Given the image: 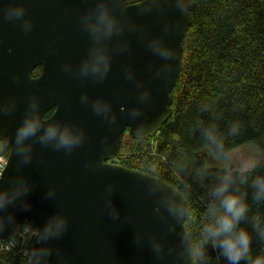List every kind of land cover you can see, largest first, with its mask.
I'll return each mask as SVG.
<instances>
[{
    "label": "water",
    "instance_id": "obj_1",
    "mask_svg": "<svg viewBox=\"0 0 264 264\" xmlns=\"http://www.w3.org/2000/svg\"><path fill=\"white\" fill-rule=\"evenodd\" d=\"M191 5L0 0V243L34 229L29 264H193L186 197L111 162L169 118Z\"/></svg>",
    "mask_w": 264,
    "mask_h": 264
},
{
    "label": "trees",
    "instance_id": "obj_2",
    "mask_svg": "<svg viewBox=\"0 0 264 264\" xmlns=\"http://www.w3.org/2000/svg\"><path fill=\"white\" fill-rule=\"evenodd\" d=\"M189 14L169 118L144 140L126 130L111 162L186 197L193 264H264V0H192ZM249 144L258 159L234 169L230 152ZM0 264L29 261L0 253Z\"/></svg>",
    "mask_w": 264,
    "mask_h": 264
},
{
    "label": "built area",
    "instance_id": "obj_3",
    "mask_svg": "<svg viewBox=\"0 0 264 264\" xmlns=\"http://www.w3.org/2000/svg\"><path fill=\"white\" fill-rule=\"evenodd\" d=\"M7 155L0 156V177L5 169ZM36 231L28 226L19 227L14 235L5 243H0V253H14L22 258H29L31 247L25 246L28 239H33Z\"/></svg>",
    "mask_w": 264,
    "mask_h": 264
},
{
    "label": "rangeland",
    "instance_id": "obj_4",
    "mask_svg": "<svg viewBox=\"0 0 264 264\" xmlns=\"http://www.w3.org/2000/svg\"><path fill=\"white\" fill-rule=\"evenodd\" d=\"M259 153L253 144L243 145L229 154L232 167L239 171L249 170L252 167L253 159H258ZM185 173L188 174L189 166H184Z\"/></svg>",
    "mask_w": 264,
    "mask_h": 264
},
{
    "label": "flooded vegetation",
    "instance_id": "obj_5",
    "mask_svg": "<svg viewBox=\"0 0 264 264\" xmlns=\"http://www.w3.org/2000/svg\"><path fill=\"white\" fill-rule=\"evenodd\" d=\"M38 67H39V69H38V75H34L33 74V71H35ZM38 67H36L35 69H33L31 71V73H30L31 78H36V77L40 76V74L42 72V67L41 66H38ZM52 112H53V110L49 111L47 114H45L44 118L46 119V118L50 117V115L52 114Z\"/></svg>",
    "mask_w": 264,
    "mask_h": 264
}]
</instances>
